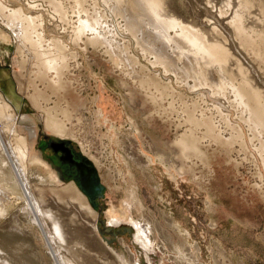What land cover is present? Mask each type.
<instances>
[{
	"label": "rangeland",
	"instance_id": "obj_1",
	"mask_svg": "<svg viewBox=\"0 0 264 264\" xmlns=\"http://www.w3.org/2000/svg\"><path fill=\"white\" fill-rule=\"evenodd\" d=\"M3 1L5 3L8 2L7 4L15 3L25 12L37 15L41 22H43L44 24V30L46 31L47 37L46 40L52 38L62 40L69 51L72 54L74 53L73 58L70 57L74 60L71 61L72 59L70 58L67 60V62L65 63V68L63 69L65 71L61 76V81L65 89L55 95H52L45 88V85L43 81H41V78L37 77V71H34L35 67L33 68V66L29 67L25 65L26 63L24 62V60L26 61V53H24L23 51V54L19 56L20 53L17 52L18 47L16 46L17 43L14 37L5 27H3L4 25L2 23L0 24V93H2L7 104H9V106L12 108L9 110L10 113L12 112L16 115L19 114L21 118H27L20 119L18 122L17 127L21 131V135L28 137L27 129H33L36 133L35 137L29 140V143L31 145L30 149L32 162L29 161L30 163H28V175L32 179V183L35 185V187L40 191L43 190L42 196L46 198H43L46 201L45 206L50 205L51 213L59 219L62 226H66L62 227L64 231L71 233L70 235H73L74 241H78L79 239H76L78 230L77 227L82 228L83 226L80 225L77 217H75L74 222H71L75 224H73L72 226V224L69 225V223H66L65 219L60 216L61 213L67 212L69 210V206H72V208H70L71 214L69 216L67 215V218L73 217V215L75 214L74 210H76V208L77 210H81L78 209L81 205L80 202L74 203V205L71 203L72 205H66L65 207H61L60 205L57 206L58 204L56 203L58 198L62 200L66 199L65 201H71V198L75 196L73 192H66V189L71 185H76V183H74L73 181V178L76 177V172L74 167H71L73 164H70V161L71 163H73V161L71 160V156L69 154L68 158H66L67 161L63 162L60 159L61 153H56L58 150H52L51 148H49L53 147L52 143L58 142V137L46 133L43 129V111L41 110L43 108L52 109L55 106V103L57 105H60L61 108L59 109V111L64 110V108L68 110L70 120H65L66 126L68 129L72 128L70 129V131L74 134L76 139H82L83 137V119H88V121L93 123V127L90 130L91 141H88L91 145L90 151L92 156H95L100 161L101 167L100 170L97 171V174L98 177H100L99 182L103 186V196L101 198L93 199L92 206L91 204H89L85 196L83 200H81L83 201L81 203L83 204V207L85 209L89 207L90 211L93 212L96 218L95 223L101 231L111 230V233H113L114 236L110 234L102 235L98 230H96V232L99 233L97 234L100 240H103L105 244L109 243L108 245L110 249L117 252V257L118 259L120 258L122 264H264V167L262 165L261 159L259 158L260 156L258 155V153H256V151L260 147L259 142L263 143L264 137L260 134H257V132L253 133L252 131H249L248 127L243 123L242 117L244 116L240 114L238 108L235 109L234 106L232 107V103L230 102L231 97H229V87L227 86L229 89L227 92V87H224L226 89H224V91L226 92V95H228V100L226 99V101L224 100V102L220 101L222 98H219L218 96H212L207 87V89H198L197 93L188 92V88L190 87L186 85L185 86L187 89L184 87L180 89L175 83L177 80L176 75L175 77L173 75V78L170 72L169 75L168 72L166 74L164 71H162L161 74V70L163 69L159 68L158 66L153 67L151 63H149L150 61L152 62V57L148 59L146 63V61H144L146 59L141 57V53H139L140 56L137 55L139 51L136 50V45H134L133 42L134 40L132 41L131 39L132 37H130L124 30L123 33H120V31L122 32L121 29L124 27L122 17H120V15L117 13L116 17V14L114 15L113 13L115 11H113L112 9L109 10L110 6L104 4L101 0H76L77 5H75L76 1L74 0H51L52 2L54 1V3L56 2L57 5H60V7L64 9V12H66H61L58 14H55V9L50 2L48 4V0ZM80 1H83V6H81L82 4L80 5ZM221 1L222 0H216L214 1L215 3H213L212 0H164V2L166 3V7H168V9L172 13L178 10L176 13H178L180 16L182 15L181 17H183L185 20L187 19L189 22L195 21L194 23H196L197 25L201 24L200 27H204L209 31L214 30L216 32H220L221 29V33H219L218 35L223 34L221 36L224 37L227 42L229 41L233 45L234 49L238 50L239 48L235 56H237L241 62H244L242 63L244 64L245 68L250 69V74L252 76L251 81L254 83V85L256 84L255 86H257L260 91H264V55L262 57L263 60H261L262 64H260L261 62H259V58L255 57L254 55L253 57L257 59L254 60L251 55V58H249L248 52L245 53L246 51H244L239 46V43H236L237 41L235 40L233 31L230 30V27L227 24L228 17H233V15L230 16L228 14L229 16L227 15V18L226 16L224 18L220 17L222 16L221 12L223 9L220 8L222 7L220 6ZM236 1L237 0L232 3L234 4ZM247 1L248 2H246V0H240L237 1V3H235L234 5L242 4L245 6V4L247 3L245 6L246 9L249 4L251 8L249 6L247 7V10H245L246 15L248 12H251L248 9H253L252 11H254V9L256 8L258 12L261 10V18L259 17L260 15H257L256 9L255 14V11L251 12L255 18L252 17V15H249V13L247 15L249 16L251 21L253 19H257L258 16L259 21L257 19L255 24H257L258 22L262 23H258L259 27L258 24L256 26L257 30L259 28V33L253 28V26V29L250 30L251 28L249 25H254L252 24V22H254L255 20L252 21L249 25H247L248 21H245V24L247 29L250 28L249 31H251L253 35L260 36L259 34H261V37L263 39L264 29H262V26L264 24V0H252L253 3L251 2V0ZM203 2L205 5H203ZM211 2L212 5H214V7L216 8H214L212 5H209ZM222 2H224V0ZM238 2L240 3L238 4ZM111 4H113V1H111ZM170 4L171 6H169ZM32 5L36 6L31 8ZM185 5L189 6L186 7ZM207 5H209V7H205ZM217 5L219 8L217 7ZM221 5L223 4L221 3ZM72 6H74V8ZM26 7H28L30 10H28V8ZM80 7H82L83 10L82 14H80L81 12L77 13L78 11H82L79 10ZM191 7L193 9H191ZM34 8L38 10H34ZM92 9L94 10L93 13H97L98 22H100L101 25L104 22L103 28H101L102 26L100 27V30L104 31L103 34L111 31L109 32L111 34L108 33L107 37H110V40H113V42L115 41V45H128V54L131 55L132 58H136L135 60L139 62L140 66L145 68L147 73L152 75H156L157 73V75H160L164 82L170 83V85L174 87L176 96L177 93L181 94L182 96L180 98L176 96L162 97L159 96L157 92L152 91V97H155L156 99H160L161 97L160 101H158L159 103L155 105L151 100L152 97H146L144 96V94L138 93L139 95H137V99L136 97L135 99L139 103L142 102V105H140L139 107L135 106V108L133 104L129 106L127 105L128 107L124 105V101L127 102V104L129 103V92L121 86L119 78L121 77L122 79H124V81L127 82L130 81H128L126 77L121 76L120 67L115 69L116 67L114 66L109 54L105 52V49L103 48L104 46L100 48L98 47L97 49L95 47H92L91 45L90 47L89 45L85 46L82 41L77 44L71 43V39L73 38L71 33L78 27V25L76 27V24L79 22L78 20L80 18L86 19L87 17L88 20H92L93 17H97L96 15L93 16ZM106 9H108L109 11ZM210 9H212V11ZM71 10L73 11V13ZM97 10L99 11V13ZM192 11L195 13V15L200 11V13L198 14L199 17L198 15L194 16ZM261 12L259 14H261ZM60 14L64 15L63 17L66 18V20H64L65 22H62L63 17L62 15L60 16ZM211 14L213 16H210ZM77 16L79 18H77ZM216 16H218V20L222 19V25H220L221 20L218 21L217 19H215ZM209 18H211L210 21ZM225 18L227 19V22H225ZM57 19L64 25H61L60 27L61 23L57 21ZM76 20L78 22L75 23ZM213 20H215L216 23H214ZM104 25H106L105 29H110L105 31ZM223 25H225V28H223ZM73 27H75V29ZM55 28L58 30H56ZM216 28L218 29L216 30ZM52 29L54 30V34L56 35L53 34ZM47 30L49 32H47ZM228 30L229 33H232V36L231 34L230 36L234 38V40H232L228 32H226L227 34H224V31ZM113 32L115 35L113 34ZM255 32L258 35L255 34ZM86 34V36L91 37L90 35H88L89 33ZM226 35H228L229 37H225ZM232 41L235 42L232 43ZM244 53L246 55H243ZM17 60L20 62H18ZM244 60L248 62L245 63ZM148 63L150 67L152 66L151 68L148 66ZM250 64H252V66ZM22 65H24L25 67ZM260 65L262 67H260ZM23 67L24 69L19 70V68ZM232 69L235 68H228L230 74L233 72ZM32 72H34V74H32ZM164 73L165 76L163 75ZM232 74H237L238 76ZM232 74L229 75L231 77H229L227 81L230 84L232 83L236 86L238 84L240 85V75L236 71ZM22 76L25 77L23 78ZM50 77L54 78V73L50 74L49 80H51ZM37 78L39 80H37ZM211 78L216 81L215 83H219L216 74H213V77ZM237 80H240V82H237ZM8 83L11 88H9ZM129 87H131V82L129 83ZM34 89L45 93L43 96L44 99H40L41 102L38 101V105L40 108L38 106H34L29 99V97L33 95L32 93H34ZM203 92H205L206 95L203 96V99L200 100L199 98L197 100V107L200 108L197 109V112L199 114V116L198 114L197 116L201 117L204 115L203 117L205 119L210 120V122L212 123L214 122L213 126H216V133H218V128L220 132H224L225 130L224 133H219L220 136L225 139L229 138L228 135L231 134V131H229L230 129L240 127L244 135L243 142L245 150L242 148L244 147L242 146L243 143L242 145L241 143H236V146L234 144L230 149L214 143L212 144L211 140L204 138L203 134L205 130L203 127H200L198 134H196L195 136L196 138H200L202 136L204 138L203 141L202 138L201 140L199 139L201 141L199 147L202 153V157L200 156L201 158H195V160L194 158H192L191 160H187L185 162L186 167L192 169V174H179L176 168L175 170L171 169L170 171H168L162 164H160L158 159L153 156V148L156 146L157 148L167 153H169V151L172 152V149L176 151V147L173 148L175 138L177 139L182 134L188 133V131L186 130L189 127L187 124H185L184 113L182 114L183 103L190 105L192 99L196 100V96L203 94ZM157 94L159 97L157 96ZM147 98L150 99L148 100ZM174 98L177 100H175ZM225 102L228 103L226 104ZM80 107H83L85 110H80ZM214 107L216 109H219L217 110L219 114H216V109ZM220 113L223 115H221ZM238 113L241 116H238ZM181 114L184 116H182ZM221 116L223 117V119H221ZM211 117L212 119H209ZM224 119L228 122H222ZM220 120L222 121L220 122ZM77 121L80 122L78 123ZM250 133L252 134V138L254 134V139L250 138ZM130 135L134 136L137 142V149L143 153L144 159H147L149 157L152 159L151 162L148 163L149 165L144 171H142V169L135 162L133 163L132 161H130V157L125 154L128 153L127 144L130 146L129 141L126 138L127 136L130 137ZM119 142L124 143H122L121 146ZM152 143H156L153 148H151ZM67 147L78 155L79 153H81L78 140L71 141V144ZM255 147H257L256 151ZM139 151L137 153L138 155H140ZM147 161H149V159H147ZM56 169L59 170L60 176L63 180H59V176H57L59 172ZM107 175L109 179L112 180L109 184L106 185V183H104L102 179L105 178L107 180ZM38 179L40 180V182L38 181ZM52 190H54L55 193H53ZM128 193H132L135 198V204L129 203L130 208H128L133 220L142 221L143 219L147 222L150 221L149 224L151 225L150 227L153 229L154 233H157V229L159 228L162 235L164 236H161L160 238L158 236V233L151 236V241L155 244L154 249L144 251L142 248H140V246L138 247L137 244H133V234L135 235V232L132 227V222H130L128 217H123V209L126 208V206H123V203L127 201L126 197ZM12 198V195H8L7 200L13 202ZM51 201L52 203L54 201V204H57L55 205L59 210L55 207L54 204L51 203ZM6 204L9 206L8 203ZM7 205L3 208L4 210L6 209L4 217L3 214H1L2 217H0V258L2 261L0 262V264H55L48 252L50 251L49 248L52 251L53 248H51V246L56 249L57 245H55L54 243H49L51 241L46 238L48 235L45 236V232L42 227L38 225L36 226V224L31 225L32 222H30L25 213L21 211L24 204L22 202L14 201V203H11L10 207H8ZM74 206L76 207L75 209L73 208ZM7 209H9V212L7 211ZM64 209H66V211ZM14 210L17 212L16 214ZM83 212L85 213L86 211ZM111 218H115V220L117 219L119 221H122L123 218L124 219L123 222H121L120 226L114 227L108 224V221ZM91 220V223H94L92 215ZM128 223H130L131 225ZM171 223L173 224L169 226V224ZM5 224H7V226ZM67 225L70 226V228H68ZM71 226L72 230H74V234H72V232L70 231ZM119 231L121 232L120 234H118ZM1 234H3V236ZM6 237L7 239H9L8 241L6 239L5 242L4 238ZM17 237H19V239ZM48 237L50 238V236ZM83 237L84 239L81 237V240L86 243L87 239L90 236L88 237V235L83 234ZM10 240L11 242L9 243ZM20 243H22V245ZM161 245L165 249L163 248L162 250ZM19 246L21 247V249ZM166 246H168L169 249H167ZM181 246L188 248V251L192 255L191 258H185L182 255H178L179 250H181ZM6 251L9 253H7ZM60 251L63 254H65L66 252L64 250V252L62 250ZM128 252H130V254L134 256V259H131V256ZM217 253L222 255V257H218Z\"/></svg>",
	"mask_w": 264,
	"mask_h": 264
},
{
	"label": "bare ground",
	"instance_id": "obj_2",
	"mask_svg": "<svg viewBox=\"0 0 264 264\" xmlns=\"http://www.w3.org/2000/svg\"><path fill=\"white\" fill-rule=\"evenodd\" d=\"M23 1H25V0H23ZM28 1H30V0H28ZM63 1H65V0H63ZM74 1H76V0H74ZM86 1H88V0H86ZM101 1H103L104 4H107L108 6H110L109 10L112 9L113 11H115V12H113L114 15L117 13L120 15V17H122L124 29L122 28L121 29L122 32L120 31V33H123V30H124L125 32H127V34L130 37H132L131 39H132V41L134 40L133 42H134V45H136V50L139 51L137 55L140 56L139 53H141L142 54L141 57L146 59V60H144V59H141V60H144L147 63V60L152 57L153 60H152V62L150 61L149 63H151V65L153 67L158 66L159 68L163 69V70H161V74H162V71H164L166 74L168 72V75L171 73L172 77H173V75H174V77L176 75V77H177V80L175 82L176 85H178V87L180 89H182L183 87L186 88V86H189L190 88H188V90H189L188 92H190V93H197L198 89L207 87L209 89V91L211 92L212 96H218L219 98H222L220 101L224 102V100L225 101H226V99L228 100V95H226V92L230 89L229 90V97H231V99H232V100L230 99V102L232 103V107L234 106L235 109L238 108L240 111V114L242 116H244V117H242L243 123L248 127L249 131H252L253 133L257 132V134H260L264 137V101H263V99H264L263 98V96H264L263 92L264 91L263 90L260 91L258 89V87L255 86L256 84L254 85V83L251 81L252 76L250 74L251 73L250 69L245 68L244 64H243L244 62L242 61L243 62L242 63L240 61V59H238V57L235 56L237 54V51L239 50V48H238V50L234 49L233 45L229 41H228L229 42V44H228L227 40H225L224 37L221 36L223 34L218 35L219 33H221V29H220V32H216L214 30L209 31L208 29H206L204 27H200L201 24L197 25L196 23H194L195 21H193V20H191L193 22H189L187 19L185 20L183 17H181L182 15L180 16L178 13H176L178 10L176 12L174 11L172 13L168 9V7H166V3L164 2V0H126V1L125 0H101ZM111 1H113V4H111ZM212 1H213V3H215L214 1H216V0H212ZM222 1L220 2V6H222L220 8L221 9L223 8V9L221 12L222 16H220V17L224 18L226 16V18H227L228 14L230 16L233 15V17L232 16L228 17V23L227 24L230 27V30L233 31L235 40L237 41L236 43L237 44L239 43V46L244 51H246L245 53L248 52L249 58L253 57V55H254L255 57L259 58L260 59L259 62H261V60H263L262 57L264 55V40H263L264 37L262 39L261 34H259L260 36H255L251 33V31H249L250 28H251L250 30H252L253 28L255 30H257L256 26L258 23H260V22H258L259 21L258 16L260 15L259 16L260 18L262 16L261 10L258 12V10L255 8L257 10V15H258L257 16V19H258L257 22L258 23L255 24L257 19H253L252 21H254V20L255 21L252 22L250 20L249 16H247L249 13V15H252V17H254L251 12H254L255 9H254V11H252L253 9L252 10L248 9L251 12L247 11L248 13L246 15L245 10H247V7L249 6V4H248V6L245 9V6L247 4L246 2H248L247 0L245 2L246 3L245 6L242 4L234 5L235 3H237V1H240V0H237L234 4L232 2H234L235 0L234 1L224 0V2H222ZM49 2L53 5V8L55 9V12H56L55 14H58L61 12L66 13V12H64V9L62 7H60V5L56 4V2L54 3V1L52 2L51 0H48V4H49ZM80 2H81L80 3V5H81L83 3V1H80ZM251 2H252V0H251ZM7 3H5L3 0H0V24L2 23L4 25L3 27H5L11 33V35L14 37V39L17 43L16 46L18 47L17 52L20 53L19 56H21V54H23V51H24V53H26L25 54V55H27L25 58L26 61L24 60V62L26 63L25 65H27L29 67L33 66V68L35 67L34 71H37V77L41 78V81H43L45 88L52 95H55L58 92L64 90L65 88L63 87V84L61 81V76H62L63 72L65 71V70H63L65 68V63L67 62V60L70 57L73 58L74 53L72 54L69 51V49L67 48L65 43H63L62 40L53 39V38L46 40L47 37H46V31L44 30V24H43V22H41V20L39 19V17L37 15H34L32 13H29V12H25L23 9H21L19 6H17L15 3H13V4L12 3L7 4ZM221 3L223 5H221ZM239 3L240 2H238V4ZM206 4H208V3H206ZM75 5H77V1L75 2ZM203 5H205L204 2H203ZM209 5H212V2ZM209 5H207L205 7H209ZM27 6H29V5H27ZM34 6H36V5H32L31 8ZM74 6H72V7L74 8ZM81 6H83V4ZM169 6H171V4ZM188 6H186V7H188ZM212 6L214 7V5H212ZM78 7H75V8H78ZM95 7H96V5H95ZM217 7H218V5H217ZM249 7L251 8V6H249ZM26 8H28V7H26ZM80 8H79V10H82V7H80ZM214 8H216V7H214ZM252 8H254V7H252ZM191 9H193V8L191 7ZM197 9H198V7H197ZM28 10H30V9L28 8ZM34 10H38V9L34 8ZM106 10H108V9H106ZM210 10L212 11V9H210ZM73 11H74V9H73ZM73 11H72V13H73ZM84 11H87V10H84ZM79 12H81L80 14H82L83 10L78 11L77 13H79ZM93 12H94V10L92 11L93 16H95V15L97 16V13L95 12L96 13L95 14ZM260 12H261V14H259ZM98 13H99V11H98ZM199 13H200V11H199ZM255 13H256V11L254 12V14ZM52 14H53V12H52ZM117 14H116V17H117ZM193 14H194V16L198 15L197 13L195 15L194 12H193ZM61 15L62 14H60V16ZM63 16L64 15H62V17ZM78 16H79V14H78ZM78 16H77V18H79ZM82 16H84V15H82ZM210 16H213V15L211 14ZM89 17H92V16H89ZM198 17H199V15H198ZM198 17H196V18H198ZM63 18H62V22L64 20H66L65 17H63ZM87 18L86 19L80 18L78 20L79 22L77 20L75 21V23L78 22L79 24L78 23L76 24V27L78 25V27L76 29H75V27H73L75 29L73 32L70 31V32H72L71 34L73 36V38L71 39V41H72L71 43L77 44V43L82 41L85 46L89 45V47H90V45H91L92 47H95L97 49H98V47L100 48V47L104 46L103 48L105 49V52L108 53L109 56L111 57V60L114 64V66L116 67L115 69L120 67L121 76L126 77V79L131 82V87H129L130 82L124 81V79H122L121 77L119 78L121 86L129 92L128 97H129V103L130 104L129 103L127 104V102L124 101V105L129 106V105L133 104L134 108H135V106L139 107L140 105H142L141 104L142 102L139 103L136 100L137 95H139L138 93H142L146 97L150 96V98L152 97V91L157 92L159 94V96H162V97H165V96L166 97H168V96L175 97L176 96V93H175L176 91L174 90V87L170 85V83L164 82L162 80V78L160 77V75H157V73H156V75H154V74L152 75V74L147 73L145 68L140 66L139 62L137 60H135L136 58L134 59L131 57V55L128 54V51H129L128 45L122 44V42H123L122 40H121L122 45H119V44L115 45L114 44L115 41L113 42V40H110V37H107L108 33L111 31L106 32L107 35L103 34L104 31H102L100 29L103 28L104 22L102 21L103 24L101 25L100 22H98V19H97L98 16L95 18L93 17L92 20H88ZM217 18H218V16H216L215 19H217ZM51 19H53V18H51ZM210 19L211 18H209V21H210ZM67 20H68V17H67ZM220 20H221L220 25H222V19H220ZM220 20H218V21H220ZM57 21H59V20L57 19ZM200 21H201V19H200ZM213 21H214V23H216L215 20H213ZM245 21L246 22L248 21L247 25H249L252 22V24H254L255 27H254V25L250 24L249 25L250 28L247 29ZM69 22H70V20H69ZM223 22H224V19H223ZM225 22H227V19ZM51 23H53V22H51ZM66 24H67V22H66ZM227 24H225V25H227ZM260 24H262V23H260ZM49 25H50V23H49ZM61 25H64V24L61 23L60 27H61ZM225 25H223V28H225ZM104 26H105L104 27L105 31L110 29V28L105 29L106 25H104ZM202 26H204V25H202ZM252 26H253V28H252ZM258 27H259V24H258ZM263 27H264V24L262 26V29H264ZM119 28H120V26H119ZM260 28H261V26H260ZM217 29L218 28H216V30ZM56 30H58V29H56ZM258 30H259V28H258ZM258 30H257V32H258ZM49 31H50V29H49ZM49 31L47 30V32H49ZM52 32L54 34V30ZM224 32H225L224 34H227L226 32L229 33V30L224 31ZM64 33H65V31H64ZM86 33H89L88 35H90L91 37L86 36L87 35ZM109 34H111V33H109ZM113 34H114V32H113ZM230 34L232 36L231 32L229 33V36H230ZM255 34H257V33L255 32ZM54 35H56V34H54ZM227 36L228 35H226L225 37H227ZM114 37H116V36H114ZM232 40H234V38H232ZM65 41H67V40H65ZM233 42H235V41H232V43ZM234 45H235V43H234ZM82 47H83V45H82ZM240 52H241V50H240ZM245 53L243 55H246ZM250 55H251V57H250ZM72 58H70V59H72ZM257 58H254V60ZM247 59H248V57H247ZM73 60L74 59H72L71 61H73ZM20 61H21V59H20ZM20 61H18V62H20ZM246 62H248V61H245V63ZM149 63H148V66H149ZM260 64H262V62ZM62 65H63V68H62ZM250 65L252 66V64H250ZM22 66H24V65H22ZM24 67L19 68V70L24 69ZM230 67L235 68V69H232V71H233V72L231 71L232 73H234L236 71L240 75V78H241V84L240 85L237 83L238 85L236 86V85H233L232 83L230 84L227 81L228 78L231 77L229 75L232 74V73L230 74V72L228 70V68H230ZM260 67H262V66L260 65ZM263 69H264V67H263ZM51 73L52 74L54 73V78L50 77L51 80H49V76ZM165 73L163 74L164 76H165ZM32 74H34V72H32ZM213 74L217 75L219 83H215L216 81H214L213 78H211V77H213ZM232 75L236 76L237 74H232ZM38 78H37V80H39ZM240 78H238V79H240ZM256 78H258V77H256ZM238 81L240 82V80H237V82ZM30 82H31V80H30ZM32 82H33V80H32ZM21 84H22V82H21ZM26 84H27V81H26ZM8 86H9V83H8ZM227 86L229 87V89ZM224 87H227V90ZM9 88H11V87L9 86ZM69 88H70V85H69ZM224 89L226 90V92L224 91ZM25 91H27V90H25ZM136 91H138V92H136ZM32 94H33L32 96H30V97L28 96L29 99L31 100V102L33 103L34 106L39 107L38 101H40V99H44L43 96L45 93L42 91H37L34 89V93H32ZM158 94H157V96H158ZM205 95H206L205 92H203V94L197 95L196 100L192 99L190 105L183 103L182 114L184 113L185 124H187L189 127L186 130V131H188V133L182 134L177 139L175 138L173 148L176 147L175 148L176 151H174L172 149V152H170L168 150L169 153H167V152L157 148L155 146L156 143L155 144L152 143L151 148H153L155 146L153 148L154 150L153 151L151 150L153 156L158 159L160 164H162L166 168V170L170 171L171 169L175 170V168H176V170L179 174H185V173L192 174V169L186 167L185 162L187 160L188 161L191 160L192 158H194V160H195V158H198L200 156L202 157V153H201V150L199 147V144L201 142L200 141L201 138H202V141L204 140V138H207L208 140H211L212 144L214 143V144L220 145V146L228 148V149L232 148V146L234 144L236 146V143H241V145L243 143L242 146H244V142H243L244 141V135H243L240 127L230 129L229 131H231L230 132L231 134L228 135L229 138L225 139V138H222L220 136L222 131L220 132L219 128L217 130L218 133L215 132L216 126L215 127L213 126L214 122L212 123V122H210V120L205 119L203 117L204 115L201 117H198L199 114L197 112L198 111L197 109H200V108L197 107L198 106L197 100L199 98H200V100L203 99V96H205ZM181 96H182L181 94L177 93L176 97L180 98ZM135 97H136V99H135ZM160 99H161V97H160ZM160 99H156L155 97L151 98L152 102L155 105L159 103L158 101H160ZM175 100H177V99H175ZM60 108H61L60 105H57L55 103V106L52 109H48V108L44 109L43 108L41 110V111H43L42 120H43L44 131L48 134H52V135L57 136L59 139L58 142L52 143L53 147H49V148H51L52 150L53 149L58 150L56 153H58V152L61 153L60 159L63 162L67 161L66 158H68V154L71 155V158L74 157V160H78L79 164L76 165L77 166L76 167L77 175L80 174L82 181L85 183L86 182L88 183L89 179L93 176L92 174L93 173L97 174V171H99L100 167H101L100 161L95 156H92L91 151H90L91 145L89 144V141H88V140L91 141V136H90L91 131L90 130L93 127V123L88 121V119L87 120L83 119L82 120L84 123L83 124L84 125L83 137H82V139H76L74 134L70 131V129H72V128L68 129L66 126L65 120H68V121L70 120L69 115H68V110L64 108V110L59 111ZM10 109H12V108L9 106V104H7L2 93H0V217H2L1 214H3V217H4V213H6V209L5 210L3 209L4 207H6V205H7L6 203H8L9 206L8 205L7 206L10 207L11 203H14V201L15 202H22L24 204V206L22 207V209L21 208L20 209H21V211H23L25 213V215L28 217L29 221L32 222L31 225L36 224V226L38 225V226L42 227L44 229L45 236H47V235L50 236V238L48 236L46 237L49 239V241H51V242H49V241L48 242L50 244L54 243L55 245H57L56 249H54V247L51 246V248H53L54 250L52 249V251H51V249L49 248L50 251L49 252L47 251L55 264H122L120 261V258L118 259V257H117V252L110 249V247L108 245L109 243L105 244L103 242V240H100L98 238L99 233L96 232V230H98L100 232V234H102V235H104V234H110L112 236H114V235H113V233H111V230L101 231L100 228L95 223L96 218H95V215L93 214V212L90 211L89 207H87L86 209L83 207V204L81 203L83 201H81V200H83L84 196L86 197L89 204H91V206H92L93 202L91 203L89 201L88 197L86 196V194L79 189L78 184L75 181V177L73 178V181H74V183H76L77 187H76V185H71L70 187H68L66 189V192H73L75 196L73 198H71V201L70 200L65 201L66 199L62 200V199L58 198L57 202H56L58 205L56 203L55 204L57 206L60 205L61 207H65L66 205L67 206L72 205V204L74 205V203L80 202L81 205L79 206L78 209H81V210H77V208L74 206L73 208L74 209L76 208V210H74L75 214L73 215V217L67 218V215L69 216L71 214L70 208H72V206L68 207L69 210L68 209L67 210L69 212L68 211L63 212L60 215L65 219L66 223H69V225L72 224V226L74 223H71V222H74L75 217L78 218L80 225L83 226L82 228L81 227L78 228L76 226L78 230H77V237H76V235H75V237H76V239L77 238L79 239V240L77 239L78 241H74L73 235L72 236L70 235L71 233L64 231V229L62 227H66V226H62L60 224L59 219L54 214L51 213L50 205L45 206L46 201L43 199L45 197L42 196L43 190L40 191L39 189H37L35 187V185L32 183L33 182L32 179L28 175L29 174L28 163L32 162L31 149H30L31 145L29 143L30 142L29 140L33 139L35 137L36 133L33 129H27L28 137L22 136L21 131L19 130L17 125H18V122L20 119H27V118L26 117L21 118V116L19 114L16 115L15 113L14 114L12 112L10 113L9 112ZM80 110H85V109L83 107H80ZM217 110H219V109L215 110L216 114L218 113ZM178 113H180V112H178ZM197 114H198V116H197ZM74 115H75V113H74ZM184 115H182V116H184ZM221 115H223V114H221ZM241 115H239V113H238V116H241ZM219 117H220V115H219ZM209 119H212V117ZM221 119H223V117ZM239 119H240V117H239ZM221 121L222 120H220V122ZM238 121H240V120H238ZM77 122L79 123L80 121H77ZM222 122H228V121L227 120L225 121V119H224ZM227 125H229V124H227ZM184 126H186V125H184ZM225 126H226V123H225ZM232 126H234V125H232ZM200 127H203L205 130L204 134L202 133L204 138H203V136L200 138H196V136H195L196 134H198ZM227 130H228V128H227ZM196 131H197V133H196ZM224 132H225V130H224ZM224 132H222V133H224ZM263 137H262V139H263ZM124 138H126V137H124ZM250 138L254 139V134H253V138H252V134H251ZM259 138H260V136H259ZM126 139L129 141L130 146L127 144V146H128L127 152L128 153H125V154H127L128 157H130L129 158L130 161H132L133 163L135 162L142 169V171H144L148 167V165H149L148 163H150L152 159L150 157L147 158V159H149V161H147V159H144L143 153L137 149V142H136L134 136H131V135H130V137L127 136ZM73 140L74 141L78 140L80 150H81V153H79V157H77V158H75L76 153L67 147L68 145L71 144V141H73ZM250 142H251V140H250ZM119 143L122 146V143H124V142H119ZM259 143H260V145H259L260 147L258 150H257V147H255L256 148L255 151L257 150L256 153H258V155L260 156V157L259 156L258 157L261 159L262 165L264 167V142L263 143L259 142ZM242 148L244 149L245 146ZM68 149H69V151H68ZM240 150H241V148H240ZM138 151H139L140 155L137 154ZM56 170L59 172L58 169H56ZM57 176H59V180H63L62 177H60V172L58 173ZM97 178L98 179L100 178V177H98V174H97ZM106 178H107V180L105 178L104 179L101 178V179L107 185L110 183V181L112 179L110 180L108 175L106 176ZM259 178H260V175H259ZM38 181L40 182L39 179H38ZM99 184H100V182H99ZM39 185H41V184H39ZM52 192L55 193L54 190H52ZM50 194H49V196H50ZM8 195L9 196L12 195L13 202H10L7 200ZM102 196H103V193H102ZM126 198H127V201L123 203V206H126V208L123 209V217H128L130 222H132V227H133L134 232H135V235L133 234V244L134 245L137 244L138 247L140 246V248H142L144 251H146V250L149 251L151 249H154L155 244L151 241V236L153 234L158 233V236L161 238V236H163V235H162L160 229L157 227L159 230L157 229V233H154L153 229L150 227L151 226L149 224L150 221L149 222L144 221L142 218H141L142 221H134L132 216L130 215L129 209H128V208H130L129 203L135 204L134 195L132 193H128ZM49 200H51V199H49ZM54 201H53V203L51 201V203L54 204ZM56 205H55V207H56ZM56 208L58 209V207H56ZM64 210L66 211V209H64ZM7 211L9 212V209H7ZM11 211H12V209H11ZM83 211H86V212L84 213ZM87 212H90V213H87ZM16 213L17 212L15 211V214ZM7 215H9V214H7ZM91 215H92L94 223H91V221H92ZM13 218H14V216H13ZM123 219H122V221H119L117 219L115 220V218H111L108 221V224L111 226H114V227H118V226H120L121 222H123ZM12 220H14V219H12ZM5 222H6V220H5ZM101 224H102V221H101ZM128 224H130V223H128ZM172 224L173 223L169 224V226ZM5 225L7 226V224H5ZM11 225H12V223H11ZM156 225H157V223H156ZM14 226H15V224H14ZM72 226H71L70 231L72 232V234H74L73 233L74 230H72ZM67 227L70 228V226H68V225H67ZM173 227H174V225H173ZM7 231H8V229H7ZM120 233L121 232L119 231L118 234H120ZM7 234H6V236H7ZM13 234H11V235H13ZM83 234L88 235V237L90 236L87 239L86 243H84L81 240V237L84 239ZM1 235L3 236V234H1ZM4 237H5V234H4ZM12 237H14V236H12ZM17 238L19 239V237H17ZM4 239L6 242L7 237ZM8 239H7V241H8ZM22 241H23V239H22ZM10 242H11V240L9 241V243ZM17 244H18V242H17ZM20 244L22 245V243H20ZM161 247H162V245H161ZM166 247H167V249H169L168 246H166ZM163 248L164 247H162L161 249L163 250ZM20 249H21V247H20ZM5 250H6V248H5ZM60 250L66 251L65 254H63ZM1 251H3V250H1ZM18 252H20V251H18ZM7 253H9V252H7ZM128 253L131 256V259H134V256L132 254H130V252H128ZM178 255H182L185 258L186 257L191 258V256H192L191 253L188 251V248H185L182 246H181V250H179ZM219 256L222 257V255L218 254V257ZM2 260H4V259H2ZM0 262H2L1 258H0ZM3 262H5V261H3ZM12 264H14V263H12Z\"/></svg>",
	"mask_w": 264,
	"mask_h": 264
},
{
	"label": "water",
	"instance_id": "obj_3",
	"mask_svg": "<svg viewBox=\"0 0 264 264\" xmlns=\"http://www.w3.org/2000/svg\"><path fill=\"white\" fill-rule=\"evenodd\" d=\"M77 157H79L78 154H76L75 158ZM92 175L93 176L89 179L88 183L82 181L80 174H78L77 177H75V181L77 182L79 189L86 194V196L88 197L91 203L93 202V199L101 198L103 191V186L99 184V179L97 178V174L93 173Z\"/></svg>",
	"mask_w": 264,
	"mask_h": 264
},
{
	"label": "flooded vegetation",
	"instance_id": "obj_4",
	"mask_svg": "<svg viewBox=\"0 0 264 264\" xmlns=\"http://www.w3.org/2000/svg\"><path fill=\"white\" fill-rule=\"evenodd\" d=\"M63 149H64V148H63ZM64 150H65V149H64ZM68 150H69V149H68ZM66 151H67V150H66ZM67 152H68V151H67ZM69 153H70V152H69ZM69 155H70V154H69ZM70 156H71V155H70ZM71 160L73 161V163H71V161H70V164H73V165H72V166L70 165V166H71V167H74L75 172H76V176H77V169H76L77 166H76V165L79 164V163H78V160L75 161V160H74V157L71 158ZM68 163H69V162H68ZM61 175H62V174H61ZM60 177H61V176H60Z\"/></svg>",
	"mask_w": 264,
	"mask_h": 264
}]
</instances>
